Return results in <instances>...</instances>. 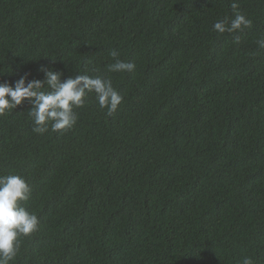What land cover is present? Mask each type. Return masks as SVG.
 <instances>
[{
    "label": "trees",
    "instance_id": "obj_1",
    "mask_svg": "<svg viewBox=\"0 0 264 264\" xmlns=\"http://www.w3.org/2000/svg\"><path fill=\"white\" fill-rule=\"evenodd\" d=\"M237 2L251 27L220 34L233 0H0V83L45 65L123 97L88 93L64 132L30 101L0 116V176L39 219L12 264H264V0Z\"/></svg>",
    "mask_w": 264,
    "mask_h": 264
},
{
    "label": "clouds",
    "instance_id": "obj_2",
    "mask_svg": "<svg viewBox=\"0 0 264 264\" xmlns=\"http://www.w3.org/2000/svg\"><path fill=\"white\" fill-rule=\"evenodd\" d=\"M234 17H225L214 24V30L220 34L236 32L249 28L252 21L238 11L239 4L233 0L231 5ZM259 47L264 48V39L258 40ZM113 63L107 65L113 73L132 72L136 65L120 59V53H109ZM39 71L44 79H29L28 74L15 82L0 83V116L17 109L25 101H30L29 111L33 118V132L44 134L49 131L64 132L77 123L76 109L85 106L88 93H95L101 109H106L111 116L118 110L123 97L113 86L111 79L103 76L77 74L62 79L63 73L41 65ZM95 71V69H93ZM31 187L26 179L12 174L0 176V264H12L20 249V237H30L39 228L36 214L21 206L31 197ZM242 264H252L251 258L245 257Z\"/></svg>",
    "mask_w": 264,
    "mask_h": 264
}]
</instances>
